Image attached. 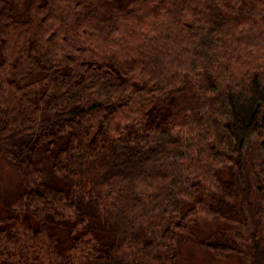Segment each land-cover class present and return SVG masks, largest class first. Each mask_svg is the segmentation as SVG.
I'll return each instance as SVG.
<instances>
[{
    "label": "trees",
    "instance_id": "obj_1",
    "mask_svg": "<svg viewBox=\"0 0 264 264\" xmlns=\"http://www.w3.org/2000/svg\"><path fill=\"white\" fill-rule=\"evenodd\" d=\"M262 131L264 0H0V264H264Z\"/></svg>",
    "mask_w": 264,
    "mask_h": 264
},
{
    "label": "rangeland",
    "instance_id": "obj_2",
    "mask_svg": "<svg viewBox=\"0 0 264 264\" xmlns=\"http://www.w3.org/2000/svg\"><path fill=\"white\" fill-rule=\"evenodd\" d=\"M257 134L254 138L255 141H259L263 135L264 131ZM15 178V170L11 168L7 161L0 160V187L6 188L13 182ZM195 234L199 236V239H205L210 234L209 226H203L195 230ZM176 264H244L240 259L234 255L227 257H217L210 253L205 252L197 247H195L190 241H188L181 249V254L178 257Z\"/></svg>",
    "mask_w": 264,
    "mask_h": 264
}]
</instances>
